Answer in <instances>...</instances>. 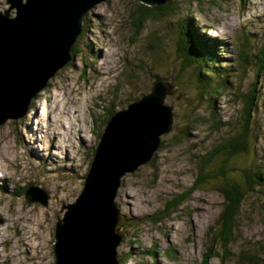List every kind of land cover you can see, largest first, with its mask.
I'll list each match as a JSON object with an SVG mask.
<instances>
[{
    "label": "rangeland",
    "instance_id": "rangeland-1",
    "mask_svg": "<svg viewBox=\"0 0 264 264\" xmlns=\"http://www.w3.org/2000/svg\"><path fill=\"white\" fill-rule=\"evenodd\" d=\"M171 2L174 17L157 16L140 26L137 0L95 5L85 15L73 59L23 118L0 125V264H55L56 224L83 189L110 111L149 94L157 79L176 88L165 101L174 109L173 131L163 136L149 163L122 179L115 199L124 234L117 257L119 264L201 263L213 243L224 199L217 186H197L196 180L202 158L244 123L245 96L256 80L264 35V0ZM8 8L7 0H0V11ZM187 18L209 44L217 43L219 64L227 69L226 76L220 73L226 88L213 98L218 116L210 98H202L194 67L184 71L178 40ZM220 74L210 77L211 84ZM257 90L254 150L239 160L243 170L264 159L263 79ZM220 120L225 125L221 131L215 128ZM31 187L47 195V205L27 201ZM262 191L247 194L235 241L225 251L218 245L221 257L210 264H238L246 252L264 257L259 249L264 245Z\"/></svg>",
    "mask_w": 264,
    "mask_h": 264
},
{
    "label": "water",
    "instance_id": "water-1",
    "mask_svg": "<svg viewBox=\"0 0 264 264\" xmlns=\"http://www.w3.org/2000/svg\"><path fill=\"white\" fill-rule=\"evenodd\" d=\"M105 1L7 0L9 8L0 11V125L28 113L35 97L73 59L85 15ZM137 1L161 6L170 0ZM175 89L157 79L149 94L108 120L83 189L56 224L55 264H119L117 247L124 234L117 191L123 177L149 163L163 136L173 131L174 109L165 101ZM26 199L48 201L36 187L27 190Z\"/></svg>",
    "mask_w": 264,
    "mask_h": 264
},
{
    "label": "trees",
    "instance_id": "trees-1",
    "mask_svg": "<svg viewBox=\"0 0 264 264\" xmlns=\"http://www.w3.org/2000/svg\"><path fill=\"white\" fill-rule=\"evenodd\" d=\"M138 26L142 24L141 21L154 18L157 16L174 17L177 13L176 6L173 5L171 0L161 6H147L139 3L138 5ZM217 45V43H216ZM209 44V42L200 36L198 26L191 18L182 21L181 30L178 40V51L183 58V67L186 71L193 68V74L199 77V88L202 90V96L209 99V106L211 107L214 116H218L217 112L213 109V99L216 94L222 92L226 88L225 77L223 74L226 68L219 64L221 63L220 54L217 52V46ZM220 46V45H218ZM77 48L75 44L72 48V56ZM246 57V62H248ZM213 65V68L208 67ZM256 80L253 84L251 92L245 96L246 110L243 117L244 123L235 131V133L224 140L219 141L212 150L202 158L201 169L199 177L196 180L197 186H204L212 184L217 186V191L223 196V208L217 221V229L213 236V243L208 247L206 255L203 257L200 264H210V261L215 257H219L218 245L220 249L225 251L234 239V231L238 226V218L241 215V208L246 201L247 194L251 191L263 194L264 187V159L253 160L251 168L239 166V160H246L247 155L252 156L254 139V116L259 108L260 101L258 102L257 90L258 81L264 80V35L262 38L261 49L256 56ZM215 74H220L217 84H211L210 77ZM156 78H160L156 76ZM222 79V80H220ZM217 85V86H216ZM213 87V88H212ZM211 88V89H210ZM221 90V91H220ZM116 110L110 111L108 120ZM108 120L106 122H108ZM230 123V122H229ZM217 130L221 131L225 126L222 121H217ZM257 133V132H256ZM184 134H187L184 132ZM250 152V153H249ZM252 158V157H251ZM261 253L264 254V245L259 248ZM263 251V252H262ZM258 253L252 254L246 252L245 255L240 256L238 264H264V257H258ZM221 257V256H220ZM223 258V257H222ZM119 260V258H118Z\"/></svg>",
    "mask_w": 264,
    "mask_h": 264
}]
</instances>
